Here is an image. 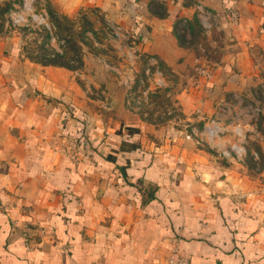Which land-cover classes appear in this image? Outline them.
<instances>
[{"label":"crops","instance_id":"crops-1","mask_svg":"<svg viewBox=\"0 0 264 264\" xmlns=\"http://www.w3.org/2000/svg\"><path fill=\"white\" fill-rule=\"evenodd\" d=\"M44 1L65 18L99 14L129 31L142 57L187 81L175 97L187 119L243 93L254 53L264 54V0ZM198 5L220 17L217 60L197 52ZM21 43L0 32V264H168L173 249L192 264H264V189L129 110L108 73L100 90L94 67L82 72L89 86L76 85ZM199 64L213 74L202 85Z\"/></svg>","mask_w":264,"mask_h":264},{"label":"rangeland","instance_id":"rangeland-1","mask_svg":"<svg viewBox=\"0 0 264 264\" xmlns=\"http://www.w3.org/2000/svg\"><path fill=\"white\" fill-rule=\"evenodd\" d=\"M25 1L29 0H0V32L19 37L26 57L36 61L39 58L54 59L56 54L60 56L66 54L62 61L68 63V69L73 73L71 80L76 85L84 87L89 82V77L82 72L86 68L94 67L97 69L94 74L97 77L98 90L101 89L99 82H105L107 76L105 73H108L113 83L126 91L124 82L129 75L127 74L129 65L121 49L118 50L117 44L111 37V29L101 15L93 14L95 17L81 13L76 20H71L53 11V4L48 5L44 0H34L32 11L28 12L24 8ZM18 14H23L25 21L15 23L13 18ZM33 14L43 15L44 23L34 20ZM46 23L50 29L46 27ZM200 32L202 37L195 44L197 52L203 54L206 60L210 59L207 57H212V60L220 58L223 53L220 46L225 42L224 33ZM87 53L99 57V60L86 63L84 55ZM253 62L255 75L243 93L222 99L211 116H206L201 110L193 109V114L188 116V119L183 117L181 105L178 99H175L179 89L187 84V81L177 80L178 77L174 72L160 64L167 86L161 90H153L148 100L143 102L139 83L135 81L134 98L141 99L142 104L140 110L133 112L145 121L163 125L165 130L177 129L185 142L211 153L227 167L235 166L240 178L247 184L251 183L252 191L258 193L264 189V54L256 50ZM145 63L146 61L143 60L138 62L136 65L138 72L133 78L143 74ZM192 72L194 78L202 85L201 80L198 79L204 78L198 73L196 65L192 67ZM194 81L197 85V81ZM148 86L153 88L150 84H147ZM202 94L203 98L211 99V91L205 90ZM197 95V89H192L191 97ZM101 96H104V93L98 92V97ZM255 108H259V111L257 112ZM214 119L223 129V133L211 139L204 132V128ZM187 134L192 138L187 140L185 138ZM235 145L242 149L240 153H236ZM223 152L228 155H224Z\"/></svg>","mask_w":264,"mask_h":264},{"label":"built area","instance_id":"built-area-1","mask_svg":"<svg viewBox=\"0 0 264 264\" xmlns=\"http://www.w3.org/2000/svg\"><path fill=\"white\" fill-rule=\"evenodd\" d=\"M34 0L25 1L24 8L26 11H32V2ZM197 19L199 21L201 31L205 34H212L215 31L220 30L221 28V21L220 17L211 10L205 9L202 5H198L197 9ZM32 18L36 21H40V23H44L45 19L43 15H32ZM229 18L233 22H237L239 16L236 12H230ZM15 23H20L25 21V16L23 14H18L13 18ZM48 29L50 26L46 23L45 24ZM108 27L111 29V37L113 38L114 42L117 44L118 50L121 49L122 55L127 59V63L129 65L127 74L128 77L124 82V86L126 87L127 92V100L126 104L129 110L131 111H138L141 108L142 101L146 102L149 98V94L153 92V90H161L167 86V80L160 67L159 60L154 56L142 57L141 51L137 48L136 44L133 41L130 32L124 30L117 24H112L110 22L107 23ZM183 28H187L188 24L186 21L182 23ZM146 61L144 68L142 70L143 74L139 77L133 78V75L137 74L138 69L136 65L139 61ZM198 73L202 76L205 80L209 81L212 78L211 70L202 64H199L197 67ZM135 81L139 83V88L141 92V96H143L142 101L141 99H136L134 89ZM147 84L150 86L147 87ZM258 112L259 108H255ZM219 121V120H218ZM204 132L214 139L215 137L219 136V134L223 133V129L220 127L219 123L214 119L210 120L208 124L205 125ZM187 140L191 139V135L187 134L185 137ZM199 143V141H197ZM236 148V153H240L242 150L238 145L234 146ZM224 155H228V153L223 152ZM168 264H192L189 259L182 256L177 249H173L168 257Z\"/></svg>","mask_w":264,"mask_h":264},{"label":"trees","instance_id":"trees-1","mask_svg":"<svg viewBox=\"0 0 264 264\" xmlns=\"http://www.w3.org/2000/svg\"><path fill=\"white\" fill-rule=\"evenodd\" d=\"M55 56L56 57L54 59H48V60L47 59L39 58V60H36L35 62H38V63H40L42 65H45V66H58V67L69 68L68 63L62 61L65 58L66 54L63 55V56H60V55L56 54ZM160 64H162V63L160 62ZM259 99H260V97H259Z\"/></svg>","mask_w":264,"mask_h":264}]
</instances>
